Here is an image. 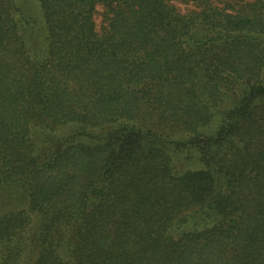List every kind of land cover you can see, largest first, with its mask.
Returning a JSON list of instances; mask_svg holds the SVG:
<instances>
[{"label": "trees", "instance_id": "obj_1", "mask_svg": "<svg viewBox=\"0 0 264 264\" xmlns=\"http://www.w3.org/2000/svg\"><path fill=\"white\" fill-rule=\"evenodd\" d=\"M0 264H264V0H0Z\"/></svg>", "mask_w": 264, "mask_h": 264}, {"label": "rangeland", "instance_id": "obj_2", "mask_svg": "<svg viewBox=\"0 0 264 264\" xmlns=\"http://www.w3.org/2000/svg\"><path fill=\"white\" fill-rule=\"evenodd\" d=\"M98 21H100V20H98Z\"/></svg>", "mask_w": 264, "mask_h": 264}]
</instances>
